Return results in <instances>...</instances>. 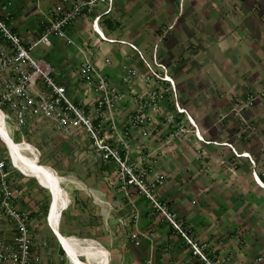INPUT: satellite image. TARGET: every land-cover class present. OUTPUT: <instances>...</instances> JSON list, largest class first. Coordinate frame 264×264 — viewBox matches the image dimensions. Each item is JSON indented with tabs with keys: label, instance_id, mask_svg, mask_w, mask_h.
I'll list each match as a JSON object with an SVG mask.
<instances>
[{
	"label": "crops",
	"instance_id": "0c3cea01",
	"mask_svg": "<svg viewBox=\"0 0 264 264\" xmlns=\"http://www.w3.org/2000/svg\"><path fill=\"white\" fill-rule=\"evenodd\" d=\"M55 1L0 0V13L10 14V27L21 37L24 45L29 46L43 31L39 11H48ZM235 1L144 0L149 7V19L138 24L132 23V20L126 24L123 17L140 10L141 0H114L108 13H102L105 6L97 4L91 12H83L67 25V34L74 43L53 34L49 45H36L40 49L34 54L47 58L65 84L68 95L91 109L94 92H87L75 74V68L85 56L79 50L81 48L120 95L116 102L119 110L114 119L119 132L128 142L130 161H139L140 153H152L147 164L141 167L146 171L149 168L151 176H165L164 185L155 188V193L177 212L190 238L196 243L206 244L207 254L214 259L218 257V264H264V258L258 259L264 254V173L260 169L259 154L256 150L241 148L239 143L230 140L237 153L249 152L255 158L254 172L262 185L257 180L253 181L249 169L244 170L249 166L245 155L239 154V162L227 163V159L223 160V156L230 151L226 136L222 134L223 131H220V137L212 133L215 120L212 119V122L208 114L197 110L199 104L195 102V98L201 99V95L205 94L206 83L200 82L195 86L192 81L180 80L192 71L188 64L182 67L180 63H185L189 57L206 55L204 48L209 44L205 42L207 45H202L200 41L207 40L205 33L210 29V24L221 26V30L233 35L236 52L241 41H253L252 35L246 38L243 31L244 23H251L252 11L248 7L245 13L240 0ZM97 15V29L102 35L91 26ZM109 17L115 18L114 24L110 23ZM146 26L154 40L152 46L146 41L147 37L140 33ZM255 36L258 34H254V41L261 39ZM36 46L30 51L38 48ZM228 51L225 55L233 58L230 49ZM153 52L161 62L165 63L163 58L170 56L169 64L174 63L169 66L166 62L167 72L176 82L175 98L185 112L174 108V96L165 82L163 86L167 89V102L161 104L160 108L149 105L143 110L148 133L142 136L131 127L129 118L136 111L137 94L148 91L156 83L151 82L154 79L143 62L146 61L145 55L151 57ZM184 89L190 92L192 102L186 100L187 96L181 97V94H185ZM218 103L216 99L215 105ZM171 114L172 118L169 117ZM188 117L196 125L203 141L195 138ZM43 124L51 129L48 122ZM38 126L28 120L21 128L14 127L12 121L7 122L5 127L13 141L20 144L23 141L32 146L27 139L30 133L45 136ZM181 128L187 129L188 134L180 133ZM10 131L14 132L15 139ZM188 138L189 143L185 140ZM61 139L66 146L57 144L56 139L53 144L47 143L49 154L42 156L41 161L37 157V162L55 173L67 199L60 211L57 231L68 238L77 250L92 245V256L79 255L82 261L97 263L96 258L100 257L105 259L104 264H204L187 241L152 208L144 195L132 189V200L129 202L121 189L115 188L114 179L111 180L104 172L108 169L107 165L114 166L98 158L87 138L71 136L70 142L63 137ZM83 139H86V145ZM35 143L32 147L40 153ZM51 152L55 155L51 156ZM6 154V147L0 140V155L6 157ZM242 160L244 165H240ZM12 178L23 189L17 204L30 214L34 243L38 244L41 240L47 243L40 248L43 263L72 264L53 227L45 219L49 202L53 199L49 189L35 177L21 174L15 169L12 170ZM135 210L139 214L136 221L133 218ZM47 231L54 236V240L48 239L45 235ZM135 231L139 235L138 244L131 238ZM10 235V222L0 218V236Z\"/></svg>",
	"mask_w": 264,
	"mask_h": 264
},
{
	"label": "built area",
	"instance_id": "2783aa9c",
	"mask_svg": "<svg viewBox=\"0 0 264 264\" xmlns=\"http://www.w3.org/2000/svg\"><path fill=\"white\" fill-rule=\"evenodd\" d=\"M113 1L56 0L48 11H39L43 31L29 46H25L21 37L10 27V14L0 13V112L4 127L7 122L12 121L14 127L21 128L28 120H32L37 124L48 122L47 125L61 134L66 142L71 141V136H85L100 160L116 164L119 188L129 202L132 200V189L144 195L152 208L187 241L193 253L198 255L204 264H218L217 260L207 254V245L194 242L183 228L177 212L170 209L167 202L155 194V188L161 185L163 177L160 175L148 179L145 169H138L129 163L128 142L119 132L114 119L116 111L119 110L116 102L120 95L84 51L79 48L85 56L75 68V74L87 92H94L91 109L68 95L65 84L47 58H33L29 54V50L36 45H49L50 36L53 34L74 43L67 34V25L83 12H91L97 4H103L105 8L102 13H108ZM98 18L99 15L93 18L91 26L102 35L96 28ZM132 47L135 48L133 45ZM158 65L162 66L161 62ZM162 80L171 81L170 78L163 77ZM159 97L162 95L158 90H148L137 94L136 101L139 105L143 102L155 107ZM177 108L178 111L185 112V109L178 105ZM189 120L197 137L203 140L190 117ZM129 123L132 128L137 127L142 136L147 135V120L142 110L136 109L135 114L129 118ZM0 140L4 143L9 158L0 155V218L11 224V235L0 236V264H44L40 248L45 247L47 243L45 240L34 243L30 214L20 209L17 204L23 189L13 181L12 170L24 173L14 166L6 140L2 136ZM22 143L24 144L23 141ZM34 150L36 154L39 153L36 148ZM254 177L257 178L255 172ZM49 212L50 206L45 213V219L52 228ZM138 216V211L135 210V221ZM138 236L136 231L131 234L135 244L139 243ZM263 258L264 254L258 259ZM68 259L72 261L69 256ZM72 264L75 263L72 261Z\"/></svg>",
	"mask_w": 264,
	"mask_h": 264
},
{
	"label": "rangeland",
	"instance_id": "374dc122",
	"mask_svg": "<svg viewBox=\"0 0 264 264\" xmlns=\"http://www.w3.org/2000/svg\"><path fill=\"white\" fill-rule=\"evenodd\" d=\"M237 1L238 0H236L235 2ZM140 3L142 4L140 10L139 9L134 10L130 12L129 15H125V17H123V20L126 24H129L131 20L132 23L138 24L141 21L145 22L146 19H149L148 5L144 2V0H141ZM152 4L155 3L152 2ZM239 4L240 5L242 4L244 12L247 11L248 7H250V10L252 11L253 14V16H251V18L249 19L251 23L248 24L247 21L243 25L245 29L243 30L245 37L246 38L250 37V35H252L253 37V41H251L252 45H250L251 42L241 41L240 47L237 48L238 52H236L234 49L235 39L233 35L231 33H228L227 31L224 32V30H221L220 28L221 26L216 27L215 25L210 24V29L207 30V33H205L208 35V36L205 35V38H207V40L203 42L200 41L202 45L209 44L204 48V52H206V55L201 54V55H196V57H192V58L189 57L187 58L185 63H180L182 67L183 66L186 67V64H188L192 70L187 74H185L180 80H182V82L192 81L193 85L195 86H197V84L200 82L206 83L205 85L206 90L205 92H203L205 94L201 95V99L200 97L195 98L196 105L199 104L197 105L198 106L197 110L203 111L204 113L208 114L207 116H210L208 117L210 120L212 119L215 120L214 122L212 120L213 124H215V126H213L214 129H212V133L214 135L216 134L217 136H219L220 131H223L222 134L226 136L227 139L226 145L231 152L229 151L227 155L223 156L224 161L227 159V163L239 162L240 161V159L238 158L239 154H243V155L245 153L247 154V156L246 155L245 156L248 159L249 166L245 167L244 170L249 169L250 176L254 181L256 180L254 177L255 158L254 157L252 158L249 152L237 153L236 150L232 147L233 145L230 142V140L239 143L241 148L248 149L251 151L256 150V152H258L259 154V159H261L260 169L264 173V10L262 9L264 8V0H240ZM165 12L166 11H164L163 13L165 14ZM108 20L112 24L115 23L114 17H109ZM140 33L147 37L146 41H148V44L150 46L154 44V40L152 39L151 32L149 31L148 26L142 28L140 30ZM170 33L171 31H169V34ZM226 34L227 36L225 38L224 35ZM254 34L256 35L258 34V36H255L256 38H261L258 39L259 43H256L258 41H254ZM192 42H195V40L194 41L192 40ZM205 42L207 44H205ZM36 47L38 48H35L34 50L32 49L33 51L29 50V54L33 58H37L34 53L36 50L40 49V46H36ZM224 48L226 49L229 48L232 54L234 55V57L228 58V56H226L225 54L229 53L228 51L229 49L226 51ZM145 57H146V61L143 62L147 68V71L149 72V75H151L152 79H154V81L151 82L152 83L156 82L154 85L152 84V86H150L148 90H154V91L158 90L159 93L162 95V97H159L158 98L159 100L155 102L156 108H160L161 104L167 102V98L165 97L167 89L163 86L164 83L167 82L168 85L171 87L173 93L172 95L174 96L173 106L178 111L179 110V108H177L178 101L175 98L176 82L170 76L171 74L167 72V65L171 60L170 56L163 58L165 59L166 62H168V64H166V62L164 63L156 59L154 52L151 57L148 56V54L145 55ZM230 59L234 60L235 62L237 61V63L230 61ZM160 62L162 66L158 65ZM173 64L174 63L172 62L169 64V66ZM162 77L163 79L170 78L171 81L162 80ZM183 92L185 94L184 95L181 94V97L187 96L186 98L188 99L186 100L188 102H192L193 99L191 97L190 92L187 89H184ZM216 99L219 100L218 105H215ZM136 104H137L136 109L142 110V112L143 110L145 111L149 107V105L144 104L143 102L141 105H139L138 101H136ZM169 117L172 118L173 115L171 114L169 115ZM43 125L44 124H39L38 127L42 128L43 132H45L44 133L45 136H43V134L41 135L36 133H30L27 137L28 141L32 144V146L34 145L33 142L34 143L36 142L35 147H37L40 151V153H37L40 161L42 156H44L45 154H49V146L47 145V143H49V145L53 144L54 140L56 139L57 144L59 143V145L61 146H66V144L64 145L61 139L62 138L61 134L54 132L50 128L48 129V127ZM221 128L222 130H220ZM133 129L136 130L137 133L140 132L138 128H133ZM180 130H181L180 133H182L183 135L188 134L187 129L181 128ZM193 131L195 134L194 128ZM10 135L15 139L13 131H10ZM195 136L197 140H200L196 134ZM185 140H187V143H189L188 141L189 138ZM82 141L84 145L87 144L86 139H83ZM24 152L28 156H32L30 152L28 151H24ZM150 154L152 153H147V152L143 154L140 153L138 155L139 161L133 163L130 161L129 153H128V161L136 168L138 167L141 168L142 165H146L147 164L146 162L150 160V156H151ZM54 155L55 153L51 152V156ZM142 162H144V164ZM103 163H101L100 165H103ZM241 164L244 165L243 160L242 162H240V165ZM112 165L114 166V168L112 166L110 167L107 165L108 168L106 170L107 172L105 170L104 172L106 173L107 177L111 178V180L114 179L113 182L115 188H119V183L116 178L117 166L116 164H112ZM149 170L150 169L148 168L146 171L147 178L152 179L154 178V176H151L149 174L148 172ZM161 176L163 177L161 184L164 185L165 176L162 174ZM45 235H47L48 239L50 240L55 239L54 236L50 233V231L45 232ZM215 260H219L218 257H216Z\"/></svg>",
	"mask_w": 264,
	"mask_h": 264
},
{
	"label": "bare ground",
	"instance_id": "6f19581e",
	"mask_svg": "<svg viewBox=\"0 0 264 264\" xmlns=\"http://www.w3.org/2000/svg\"><path fill=\"white\" fill-rule=\"evenodd\" d=\"M0 136H2V138L6 140V144L8 145L10 156L14 163V166H16V168L21 170L24 174L35 177L39 183L44 185L47 189H50V191L52 192L53 199H51L50 201L49 221H50L51 226L53 227V230L56 231V225H57V221L60 215V211L67 202L65 193L59 184L58 177L48 167L37 162L38 156L34 148L31 145L25 144V143L20 144L11 139V137L8 135L4 127L1 112H0ZM24 151L30 152L32 156H28L27 154H25ZM244 155L247 156L246 153ZM256 180L262 185L258 177L256 178ZM56 232L67 254L69 255L70 259L75 264H104L105 263V259L100 258V257L96 258L98 259L97 263L92 262V261H88V262L82 261L79 255L87 256V258H90L92 256V252H91L92 245L89 244V246L91 245L90 247L88 246V247H85L83 250H77L74 247V245L70 243L68 238L61 235L58 231Z\"/></svg>",
	"mask_w": 264,
	"mask_h": 264
},
{
	"label": "water",
	"instance_id": "95a60500",
	"mask_svg": "<svg viewBox=\"0 0 264 264\" xmlns=\"http://www.w3.org/2000/svg\"><path fill=\"white\" fill-rule=\"evenodd\" d=\"M49 191H50V189H49ZM50 193H51V196H52V198H53V194H52V192L50 191ZM56 231H57V229H56ZM56 231H54L53 230V232L56 234V236L58 237V234H57V232ZM64 247V246H63Z\"/></svg>",
	"mask_w": 264,
	"mask_h": 264
},
{
	"label": "trees",
	"instance_id": "16d2710c",
	"mask_svg": "<svg viewBox=\"0 0 264 264\" xmlns=\"http://www.w3.org/2000/svg\"><path fill=\"white\" fill-rule=\"evenodd\" d=\"M170 89V92L172 93V90H171V88H169ZM173 94V93H172ZM6 159H9L8 158V155H6ZM260 178H261V176H260ZM262 180H263V178H261ZM264 181V180H263Z\"/></svg>",
	"mask_w": 264,
	"mask_h": 264
}]
</instances>
